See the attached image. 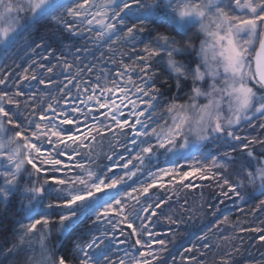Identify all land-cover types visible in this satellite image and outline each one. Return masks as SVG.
Segmentation results:
<instances>
[{
	"label": "snow or ice",
	"instance_id": "1",
	"mask_svg": "<svg viewBox=\"0 0 264 264\" xmlns=\"http://www.w3.org/2000/svg\"><path fill=\"white\" fill-rule=\"evenodd\" d=\"M22 13L27 14L23 19ZM48 20L67 38L85 40L97 50L107 45L113 53L110 63L117 67H109L108 62L100 67V60L96 64L70 63L60 57L52 65L53 53L37 44L36 48L47 52L38 53L41 59L50 65L39 67H46L48 73L62 69L64 81L52 76L41 79L24 69L20 80L29 82L28 92L23 86L14 92L0 91V203L18 198L17 215L21 216L15 221L20 229L15 232L19 244L0 251V257L10 258L14 264H117L111 255L115 244L117 250L125 246L118 264H153L156 256L152 244L165 242L143 237L156 235L151 231L152 217L166 203L163 198L155 203L147 200L160 176H170L182 185L197 174L201 180L219 176L223 182L217 183L221 189L227 188L225 195L232 193L244 199L239 172L233 182L211 171L226 167L230 157L225 153L224 160L217 159L209 145L225 135L241 140L234 127L243 121L251 123L257 114L264 117V95H257L250 86L264 88V0H0V53H6L32 24ZM197 25L204 37L198 47L189 35ZM129 44L133 51L138 44L143 45V54L129 57L132 64L117 61V50L112 46ZM76 51L88 49L85 46ZM162 53L177 80L190 78L193 85L188 102L173 99L161 111L160 97L164 93L155 84L151 61ZM208 80L207 91L198 86L197 82ZM32 81L43 88L32 92ZM0 85L7 86L4 77H0ZM201 97L207 103L200 104ZM22 103L30 110L25 121L19 118ZM109 133L129 137L127 143L132 147H126V151L135 154L131 159L123 153L117 154V159L109 156L111 163L104 173H98L91 167V150L100 142L98 137ZM84 148L89 149L87 162L80 151ZM160 155L173 166L153 172L147 166L153 156L158 160ZM247 155L254 157L252 151ZM180 159L192 160L188 170H183ZM133 160L138 163L133 164ZM141 165L147 168L151 183L131 187L127 181L141 171ZM118 168L125 170L123 174L114 171ZM247 174L250 184L259 181L255 191L264 197V167ZM49 181L58 187L46 188ZM53 191L57 193L54 203L45 204ZM129 208L133 209L131 213ZM83 218L93 225H111L112 234L109 236L105 229L97 235L98 228H89L76 237L68 256L61 254L63 241L55 251L48 247L46 241L54 231L60 237L73 235ZM137 220L140 228L136 227ZM119 224L131 229L125 239L117 238V232L125 236V231L117 228ZM248 231L264 233L260 228ZM36 233L40 234L38 257L32 248ZM88 235L91 239L83 240ZM257 239L264 242V234ZM25 244L29 247L24 248Z\"/></svg>",
	"mask_w": 264,
	"mask_h": 264
},
{
	"label": "rangeland",
	"instance_id": "2",
	"mask_svg": "<svg viewBox=\"0 0 264 264\" xmlns=\"http://www.w3.org/2000/svg\"><path fill=\"white\" fill-rule=\"evenodd\" d=\"M27 15L26 13L21 14V18L23 19L24 16ZM191 37H193V42L196 44V46H199L200 40L204 37L199 33V25H197L195 28L191 30L189 33ZM31 45L30 47H26L25 45ZM40 44L47 48V52H52L53 56L50 57L51 64L55 65L58 63L56 57H60L61 60L67 59L70 63H93L96 64L98 60H100V67H103L105 62H108L109 67H117V65H113L110 63V58L113 56V53L108 50V46L104 45L103 47H100L99 50H97L95 47H93L90 43L86 45L85 40L82 39H75V38H67L66 34L63 33L58 25L53 23L51 20L48 21H40L38 23L32 24V26L28 29L27 33L24 34L18 40L15 44L12 45L11 48L8 49L6 53H0V77H4L7 80V86L0 85V91L7 90L9 92H14L18 86H23L24 91L28 92L29 88L27 87L28 83L27 81L20 80V77L23 76L24 69H29V73L32 72L37 73L40 75L41 79L47 80L49 76H52L54 79L59 78V81L63 82L64 77L60 75V72L62 69L56 68L54 69L53 73H48L45 68L39 67L40 64H44L46 66L49 65V61L42 60L41 55H46L47 52L43 51V48H36V45ZM87 46L88 51H82L77 53L76 48H84ZM113 48H115L117 51L115 53V59L117 61H120L123 59L128 64H132L133 60L129 59L135 58L137 53L143 54V45L138 44L136 47V51L132 50V45L129 44L127 46L122 45H113ZM256 47H258V42L256 44ZM105 53L103 60H101V54ZM122 54V55H121ZM255 53H252V57H254ZM79 57V59H76ZM86 57V59H85ZM163 57V58H162ZM35 61V63H34ZM167 56L166 54L162 53L161 56L153 58L151 61L153 68L152 71L154 72L153 79L155 80V84L157 87L161 88V91L164 93L160 97L161 100V111L163 109V106L172 102L173 99L176 100L177 103H185L189 101V96L191 94V89L193 85V81L189 78L187 80L181 78L179 81L177 80L175 74L168 68L167 66ZM194 67V65H193ZM42 74V75H41ZM34 86L31 91L36 92L39 89L43 88V85H38L36 81L31 82ZM198 86H201L205 91L208 90V85L211 83V80H208L207 82H197ZM254 86V90L257 92V95H264V88H260L257 85H251ZM53 88L55 86H52ZM53 95H57L55 91L52 93ZM23 99V98H21ZM43 99V97H41ZM198 102L200 104L207 103V100L203 97L199 98ZM29 109H26L24 104L22 103L20 105V115L19 118L22 121H25L26 118H29ZM159 115V112H158ZM255 119H258L259 122L262 121V124H264V117H260L258 114L254 117ZM253 118V119H254ZM247 121L241 122L240 125L234 127V133L235 131L241 130L243 125ZM259 124V123H258ZM245 135V134H244ZM241 135V141L246 139V136ZM112 134L109 133L106 137L101 138L98 137L97 139L100 141L99 143L95 144L93 146L96 147L98 144H102L104 141L108 142L111 139ZM239 136V135H238ZM120 139V143H126L125 148L119 149V151L113 156V159H117V154L123 153L126 159H131L132 155L135 153H129L126 151V147H132L130 144H128L129 137H126L122 134H120L118 137ZM253 140V139H252ZM227 141V142H225ZM233 141H237L234 139H228L225 135L224 139L215 141L213 144L209 145L210 150L214 153V147H223L225 150L230 149V144ZM264 141V140H263ZM93 148L91 150V153L93 151ZM209 148H206L204 151L208 152ZM81 153L85 156L88 154L85 151H89V149L84 148L80 149ZM136 151H139V148L136 149ZM159 152H162L163 150H157ZM264 152V151H263ZM170 155V154H169ZM216 155V154H215ZM97 156H100L98 154ZM217 159L223 160L221 157L217 156ZM63 159V157H61ZM77 159H81V157H77ZM84 159V158H83ZM261 164L254 165L248 168L245 171V180L248 186V195L244 194V199L238 198V203H247L251 206L256 205L257 202H260L261 200H264V197L260 196L258 192L255 191L256 187H258L259 181H257L256 184H250L248 182V171H251L255 173L256 169L259 167H264V159L262 158ZM87 162V160H85ZM119 163H124L125 161H118ZM111 163L110 160H107L105 164H101L100 166L93 165L91 163V167L94 168L98 173H104L106 170V166ZM138 162L133 160V164H137ZM208 164L211 163V160L207 161ZM192 164V160H185L180 159V165L184 166L183 170H188V165ZM173 166V162L169 161L165 155H160L159 159L157 160L156 156L152 157V164L148 165L147 168H151L153 172H155L158 168H170ZM30 167V166H29ZM131 168L132 165H129ZM141 171H137V175L132 178V180L127 181L128 185L131 187H139L141 185H146V183H151V178L148 176V170L145 168V166H140ZM224 168V167H222ZM214 170V169H212ZM114 171L123 174L125 171L123 168L115 169ZM112 173H107V175H111ZM50 175H58V174H51ZM33 179L35 180V176H33ZM40 183H43V179H41ZM175 183V180L167 175H163L159 177L158 183L156 187H153L149 190V195L147 197L148 202L155 203L156 197L154 191L160 188H170ZM163 184V187L160 185ZM46 188H57L58 186L54 185L49 181L48 184L45 185ZM131 187H129V191H131ZM57 195L55 191L51 192L50 195H48L45 198V204L48 202L54 203V197ZM142 200L145 199V197H141ZM133 204L135 201L132 202ZM19 209V200L18 198H10V200L7 203H0V251H6L7 248L11 247L12 244H19L18 236L15 235V232H18L19 225L15 223V221L20 220L21 216L17 215ZM56 211H60V209H56ZM128 211L131 213L133 211L132 208H129ZM55 219V217H54ZM83 221L85 224H79V226L75 229V232L73 235H67L66 239H70L69 245H65L64 248L61 250V254L68 256L70 249L72 247L73 241L76 239L77 236H81L84 232H86L89 228H92L93 230H96L98 228V231H95V234L99 235L100 232H103L105 229H107L109 236L112 234V226L103 223L100 225H93L92 222L87 219L83 218ZM152 221L154 223L151 225V231L153 233H156V235L149 237L145 235L143 238L145 240L150 241H160L159 240V233L157 232V226L154 220V217H152ZM136 227H141V222L139 220L136 221ZM117 228L124 229L125 236H120L117 232V238L118 239H125L128 232L131 231V229H127L126 225L119 224L117 225ZM39 233L35 234V241L32 244V248L35 249V254L38 257L40 252V244H39ZM91 239V235L83 236V240ZM63 237L59 236V233L57 231H54L49 238L48 241H46L48 247L55 251L57 247H59V241H63ZM132 245L134 246V239L131 241ZM24 248H28L29 246L27 244L23 245ZM124 245L119 246V250H117V246L114 244L112 248L111 255L114 260L117 261L121 257H124ZM152 248L154 249V254L156 256V259L159 257L161 244L159 243H153ZM74 254V253H73ZM20 257H17V260H19ZM155 259V260H156ZM153 260V262L155 261ZM0 262L2 264H14V261L7 257H0Z\"/></svg>",
	"mask_w": 264,
	"mask_h": 264
},
{
	"label": "trees",
	"instance_id": "3",
	"mask_svg": "<svg viewBox=\"0 0 264 264\" xmlns=\"http://www.w3.org/2000/svg\"><path fill=\"white\" fill-rule=\"evenodd\" d=\"M261 124L262 121L255 118L251 123L246 122L241 130L235 131L239 136L245 134V140L233 141L228 151L223 147L213 149L223 160L225 153L230 159L226 167L211 171L222 173L233 182L239 172L243 177L240 191L246 195L249 188L245 171L264 159V143L255 142L264 140ZM249 141L254 142L249 144ZM245 144H248L247 148L243 147ZM125 145L111 136L108 142L93 148L92 164L96 167L105 164L109 156H115ZM248 151H252L254 157H249ZM85 152L88 154L83 158L88 161L89 151ZM198 175L190 176L183 185L175 183L170 188L154 191L156 201L163 198L166 203L156 209L158 215L154 217L159 240L165 243L153 264H264V242L257 239L264 233L248 231L250 228L264 229V205L261 201L254 206L240 204L239 197L224 194L227 188L221 189L218 185L217 180L223 182L219 176L201 180ZM188 184L192 186H185ZM63 239L65 245H69L70 239L67 240L66 235Z\"/></svg>",
	"mask_w": 264,
	"mask_h": 264
}]
</instances>
